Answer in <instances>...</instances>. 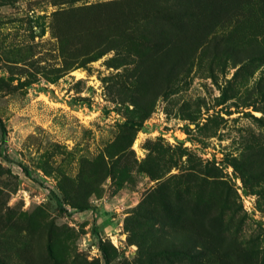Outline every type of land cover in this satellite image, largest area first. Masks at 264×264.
Wrapping results in <instances>:
<instances>
[{
  "label": "rangeland",
  "instance_id": "374dc122",
  "mask_svg": "<svg viewBox=\"0 0 264 264\" xmlns=\"http://www.w3.org/2000/svg\"><path fill=\"white\" fill-rule=\"evenodd\" d=\"M0 121V264H264V0H0Z\"/></svg>",
  "mask_w": 264,
  "mask_h": 264
},
{
  "label": "trees",
  "instance_id": "16d2710c",
  "mask_svg": "<svg viewBox=\"0 0 264 264\" xmlns=\"http://www.w3.org/2000/svg\"><path fill=\"white\" fill-rule=\"evenodd\" d=\"M0 127H1V131H2V137L6 136L7 130L5 125L2 123V121H0ZM25 171L27 172V174H30V170L28 168L25 167ZM82 209H84L85 207H81ZM101 248L105 257V264H110V256H109V252L106 248V246L104 245V243L101 241Z\"/></svg>",
  "mask_w": 264,
  "mask_h": 264
},
{
  "label": "bare ground",
  "instance_id": "6f19581e",
  "mask_svg": "<svg viewBox=\"0 0 264 264\" xmlns=\"http://www.w3.org/2000/svg\"><path fill=\"white\" fill-rule=\"evenodd\" d=\"M74 73H75L78 77H83V73L80 72L79 70L74 71Z\"/></svg>",
  "mask_w": 264,
  "mask_h": 264
}]
</instances>
